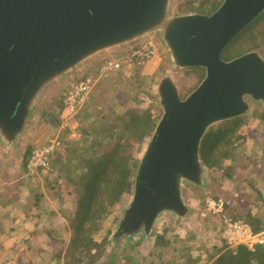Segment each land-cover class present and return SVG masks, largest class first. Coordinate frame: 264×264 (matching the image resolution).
Instances as JSON below:
<instances>
[{
    "label": "water",
    "instance_id": "95a60500",
    "mask_svg": "<svg viewBox=\"0 0 264 264\" xmlns=\"http://www.w3.org/2000/svg\"><path fill=\"white\" fill-rule=\"evenodd\" d=\"M170 0H0V144L20 141L37 100L86 60L157 34L174 69L203 68L184 99L172 76L157 86L162 115L137 166L121 232L148 237L164 215L186 216L183 189L202 187L210 128L264 104V58L221 53L264 13V0H223L209 15H171Z\"/></svg>",
    "mask_w": 264,
    "mask_h": 264
},
{
    "label": "rangeland",
    "instance_id": "374dc122",
    "mask_svg": "<svg viewBox=\"0 0 264 264\" xmlns=\"http://www.w3.org/2000/svg\"><path fill=\"white\" fill-rule=\"evenodd\" d=\"M190 1L170 0L171 15H183L178 13L177 6ZM201 2L202 0H196L194 4L197 6ZM190 13L195 12L191 11ZM261 25L264 26V24ZM146 40H151L156 45V58L144 68L125 69L111 79L100 82L87 103L74 118L72 124L74 135L69 139L70 131L60 129L59 113L62 108L63 94L71 84L67 81H64L66 83H60L61 81L53 83L43 91L37 100L33 109V116L29 119L20 141L14 147V155L9 157L6 155L3 158L5 166H0V171L4 174L6 171L3 169L11 168L14 165L15 168L19 169L17 172L25 181L20 185V192L15 194L11 190L12 188L7 185L3 195L9 198L18 194L22 200L21 209H32L35 214L37 212L39 226L38 229L31 231V235H29V231L23 233L21 237L23 239L19 246L0 247V255L3 256L0 258V264L47 263L52 261L53 254L60 248L59 240H65L64 245H67L69 232L66 216L69 215V211L72 212L76 208L72 205L70 190H73L74 185L80 187L84 183V177L81 178V171L76 168L75 170L74 167L80 164L79 155L92 152L90 143L94 135L91 132L93 129L98 130L101 127H106L112 121H122L125 119L124 115L128 112L129 107L153 108L154 120L158 122L162 110L158 104L157 86L161 78L165 76L173 77L181 95H185L188 89L196 84L195 77L188 75L187 69L173 68L167 49L159 35L153 34ZM141 42H134L109 51L110 54L106 53L108 55L100 57V59L99 57L95 58L90 65H94L96 61V63L100 61L99 63L102 64L104 60L130 50ZM223 52L221 58L226 61L228 57H225ZM90 68L94 69V66ZM93 69L89 70L87 76L94 74L95 70ZM241 118L244 122L241 130L232 136L233 144L226 147L228 151L230 150L229 158L224 159V157L219 156L222 161L221 169L209 171L205 168L206 173L202 187L192 184L185 185L182 197L187 208L186 216L179 218L171 215L161 216L148 237L145 238L142 234L135 235L130 239L131 242L125 243L126 248L123 250L124 242L118 241V243L112 240L116 236L125 210L132 200L135 176L130 178V186L124 199L110 209L99 234L95 236L97 241L102 240L104 236L109 238L110 245L107 247V254L119 252L123 256L127 255L124 256L125 258L120 264H213V261L208 257L214 252V246L221 244L222 225H219V222L221 224L220 219L206 213L200 203V199L205 195L213 196L211 198H223L228 206L234 208V211L241 215L251 214L253 219H259L261 223L257 227L258 230L264 226V104L250 101L248 112ZM51 119L56 122L55 125ZM229 122L230 120L214 125L209 131H215L223 125H231ZM85 131H88L87 135H83ZM51 135H57L63 143L65 142L57 152L62 155L59 157L63 158L67 155V149L71 147L78 152L71 154L70 159L68 156L62 159V166L57 164L58 168L61 169L60 173L53 161L51 172H40L34 177L28 176L25 167H23L24 154L26 152L29 154L33 148L44 144ZM112 139L108 137V140L112 141ZM148 140L133 150L132 153L136 158H141ZM2 155L0 153V158ZM223 168H226V171L228 168H232V177L223 176ZM7 175L9 176V173ZM32 219H35L33 215ZM40 223L43 226L40 227ZM162 225L167 229V236L171 241L169 247L165 249L153 245V239L157 232H161ZM51 231L56 235V241L49 236ZM226 247L230 249L227 245ZM6 250L9 253L4 257L3 254ZM8 256H11L10 260L17 259L11 262L8 261ZM108 262L109 256L103 258L101 263L91 258L80 264H108ZM50 264H65V262L61 258L58 261H52Z\"/></svg>",
    "mask_w": 264,
    "mask_h": 264
},
{
    "label": "trees",
    "instance_id": "16d2710c",
    "mask_svg": "<svg viewBox=\"0 0 264 264\" xmlns=\"http://www.w3.org/2000/svg\"><path fill=\"white\" fill-rule=\"evenodd\" d=\"M195 2L196 0H192L180 4L177 6L178 13L187 14L194 11L202 14V16L209 15L218 9L223 0H202L197 6L194 4ZM261 24H264V13L254 19L231 40L223 52V55L228 57L226 61L249 52H259L264 58V26ZM235 52H237L236 55H234ZM187 72L188 75L195 77L196 84L188 89L185 95H181L179 92L182 99L190 94L205 76L203 68H190L187 69ZM124 117L125 119L120 122L118 120L112 121L106 127H101L98 130L93 129L91 131L94 133L91 139L92 144L90 143L92 152L78 156L80 164L75 165L74 169L81 171V178L84 177V183L80 187L74 185L73 190H70L72 205L76 208L72 212L69 211V215L66 216L69 232L68 242L67 245H64L65 240L58 241L60 248L53 254L52 261H58L62 258L65 264H80L93 258L94 261L101 263L103 258L109 256L108 264H120L122 259L127 256L124 255V257L119 252L107 254V247L110 245L109 238L104 236L102 240L97 241L95 236L99 234L110 209L124 199L130 186V178L135 176L139 164V159L132 152L151 137L157 122L154 120L153 108L151 107L145 109L129 107ZM229 124L231 125H223L215 131H209L201 141L200 158L203 166L209 171L221 169V157L229 158L230 150L228 151L226 147L233 144L232 136L241 130L244 122L241 117H238L230 120ZM87 134L88 131L83 133V135ZM108 137L113 138L112 141L108 140ZM67 150L64 159L67 158L66 156L70 159V155L75 153L73 147ZM29 156L30 153L24 154L23 163L26 162L27 164ZM58 156L61 154L57 153L53 156L56 157L55 164L62 166V161H59ZM231 169L228 168L226 171V168H223V176L232 177L231 172L233 170ZM57 170L59 173L61 172L60 168ZM207 197L213 196H203L200 199L202 205ZM225 211L231 218L243 220L250 224L255 232L258 231L257 227L261 222L259 219H253L251 214L241 215L228 205L225 207ZM219 225L221 226L220 222ZM49 236L56 241L54 232L51 231ZM114 240L117 241V239L112 241ZM170 244L167 229L162 225L161 232H157L153 239V245L165 249ZM213 251L208 257L213 261V264H264V245L256 247L254 251H250L244 246L228 249L224 240H221V244L214 246ZM52 261L40 264H50Z\"/></svg>",
    "mask_w": 264,
    "mask_h": 264
},
{
    "label": "built area",
    "instance_id": "2783aa9c",
    "mask_svg": "<svg viewBox=\"0 0 264 264\" xmlns=\"http://www.w3.org/2000/svg\"><path fill=\"white\" fill-rule=\"evenodd\" d=\"M156 55V45L153 41L146 40L130 50L104 60L94 75L72 83L63 94L59 120L60 129L70 131L68 139L74 135L72 125L74 118L100 82L111 79L125 69L144 68L156 58ZM62 147L63 141L57 135H51L43 145L33 148L26 165L27 175L34 177L40 172H51L50 161ZM227 205L228 203L220 197L206 198L203 204L206 213L220 219L221 237L225 244L230 249L244 246L250 251L264 245V226L255 232L247 222L228 216L225 211Z\"/></svg>",
    "mask_w": 264,
    "mask_h": 264
},
{
    "label": "crops",
    "instance_id": "0c3cea01",
    "mask_svg": "<svg viewBox=\"0 0 264 264\" xmlns=\"http://www.w3.org/2000/svg\"><path fill=\"white\" fill-rule=\"evenodd\" d=\"M106 53L110 54V52H104V53H101L99 55H96V56L86 60L79 67L75 68L69 74H67L65 77H63L60 80L61 81L60 83H62V82L66 83L64 81H67L69 84H72L76 81H79V80L86 78L89 70L93 69V68H90L92 66H94L93 70H95V72H94V74H95L97 71V68L101 65V63H99L100 61L98 63H96L97 62L96 61L95 62L96 64L94 63V65H92V64L90 65V63H92V61L95 60V58H97V57H99V59H100V57H105L106 55H108ZM75 76H77V77H75ZM74 78H76V79H74ZM61 111H62V108H61L59 114H61ZM32 116H33V112L31 113L30 117L32 118ZM53 119L55 120V118H53ZM53 119H51V122L54 123L53 125H55L56 122H54ZM56 119H57V117H56ZM52 123H50V124H52ZM76 152H78V151L75 149V153ZM0 153L3 154L0 158V163H2L0 166L3 167V166H5L3 164V158H5L6 155L8 157L10 155H14V149L12 148V149L8 150L3 146V144H0ZM4 153H6V154H4ZM55 159H56V157H52V159L50 161L51 169L53 166L52 165L53 161L55 162ZM59 159H60L59 161H62V159H64V157L63 158L59 157ZM59 161H57V162L60 163ZM26 165H27L26 162L23 163V167H25L24 168L25 170H26ZM3 170H5L6 173L3 174V172L0 171V247H6V248L11 247L12 248L14 246L20 245V243L22 242V239H23V238H21L23 233L29 231L30 232L29 235H31L33 232L32 230L38 229L39 222H38V218L36 216L37 212L35 214L32 209H29V210L21 209L20 204H21L22 200L20 199L18 194H17V196L13 195V196H10L9 198H6L5 195H3L4 188H7L8 186H10L12 188L11 190H13L14 193L16 194V192L17 193L20 192V190H19L20 185L25 183V181L23 180V177L22 176L20 177L19 172H17L19 169L15 168V165L11 168L7 167L6 169H3ZM7 173H9V176L7 175ZM32 215L34 216L35 219H32ZM41 226H43V224L40 223V227ZM220 239L223 241L222 237H220ZM8 253H9V251L6 250L5 253L3 254L4 257L7 256ZM2 257L3 256L0 255V258H2ZM10 258H11V256H8V261L10 260ZM16 259L17 258H14V259H11L10 261L13 262Z\"/></svg>",
    "mask_w": 264,
    "mask_h": 264
},
{
    "label": "flooded vegetation",
    "instance_id": "af4514ba",
    "mask_svg": "<svg viewBox=\"0 0 264 264\" xmlns=\"http://www.w3.org/2000/svg\"><path fill=\"white\" fill-rule=\"evenodd\" d=\"M119 227H120V224H119ZM118 227V228H119ZM123 231H125L124 230V228H121L120 230H118L117 232H116V236L114 237V239H118L117 240V242L119 241L120 243H122V242H124L123 244H124V248H126V244L125 243H128V242H131L130 241V239L131 238H129L127 235H123V234H121V232H123ZM146 238V237H145ZM116 240H114V242H115ZM118 242V243H119Z\"/></svg>",
    "mask_w": 264,
    "mask_h": 264
}]
</instances>
